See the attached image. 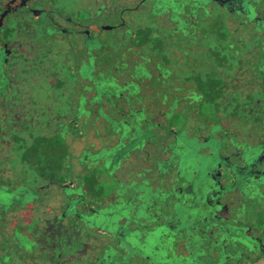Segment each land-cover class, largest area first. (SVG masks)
Returning <instances> with one entry per match:
<instances>
[{"label": "flooded vegetation", "instance_id": "flooded-vegetation-1", "mask_svg": "<svg viewBox=\"0 0 264 264\" xmlns=\"http://www.w3.org/2000/svg\"><path fill=\"white\" fill-rule=\"evenodd\" d=\"M0 264H264V0H0Z\"/></svg>", "mask_w": 264, "mask_h": 264}]
</instances>
